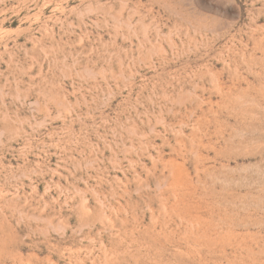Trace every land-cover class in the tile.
Instances as JSON below:
<instances>
[{"label": "rangeland", "instance_id": "rangeland-1", "mask_svg": "<svg viewBox=\"0 0 264 264\" xmlns=\"http://www.w3.org/2000/svg\"><path fill=\"white\" fill-rule=\"evenodd\" d=\"M0 264H264V0H0Z\"/></svg>", "mask_w": 264, "mask_h": 264}]
</instances>
